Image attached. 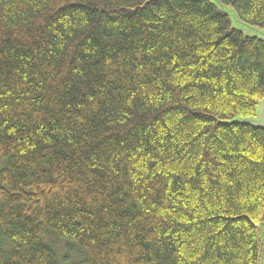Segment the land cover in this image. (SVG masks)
<instances>
[{
	"label": "trees",
	"instance_id": "1",
	"mask_svg": "<svg viewBox=\"0 0 264 264\" xmlns=\"http://www.w3.org/2000/svg\"><path fill=\"white\" fill-rule=\"evenodd\" d=\"M263 99L213 0H0V264H264Z\"/></svg>",
	"mask_w": 264,
	"mask_h": 264
},
{
	"label": "water",
	"instance_id": "2",
	"mask_svg": "<svg viewBox=\"0 0 264 264\" xmlns=\"http://www.w3.org/2000/svg\"><path fill=\"white\" fill-rule=\"evenodd\" d=\"M213 3L226 15H228L234 27L242 32L246 37L258 39L264 42V33L258 28L250 27L243 23L231 8L222 6L217 0H213ZM231 124H243L248 125L256 129L264 130V99L260 102L256 117L251 118H238Z\"/></svg>",
	"mask_w": 264,
	"mask_h": 264
}]
</instances>
